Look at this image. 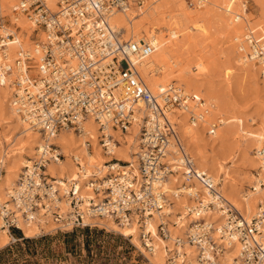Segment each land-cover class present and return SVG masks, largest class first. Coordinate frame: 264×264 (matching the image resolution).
Returning <instances> with one entry per match:
<instances>
[{
    "label": "built area",
    "instance_id": "obj_1",
    "mask_svg": "<svg viewBox=\"0 0 264 264\" xmlns=\"http://www.w3.org/2000/svg\"><path fill=\"white\" fill-rule=\"evenodd\" d=\"M134 2L141 5L144 1ZM55 6L49 8L47 0H16L13 9L41 28L44 38L30 49L19 46L12 62L0 61V85L8 82L11 87L16 113L47 140L43 152L37 153L8 189V201L1 205L3 225L20 229L19 217L32 221L41 213L58 223L56 231H68L101 226L85 221L84 215L108 217L119 225L136 224L140 244L149 251L157 237L172 243V248L163 246L166 264H190L186 252L180 250L184 242L199 249L198 264H220L219 256L233 242L239 245L233 264H264V207L259 206L246 220L226 203L220 180L213 182L210 175L196 169L180 142L176 120L167 114L171 107L189 110L181 85L170 82L154 94L138 75L130 55L144 58L154 49L153 44L124 39V28L111 22L114 13L129 11V0H56ZM2 17L0 60L7 56L9 45L17 42L14 33L5 30L10 20ZM243 39L249 40V51L256 50L264 59L260 39L246 35ZM140 102L144 105L142 114ZM86 117L98 124L107 154L112 136L103 132L104 127L110 124L127 131L133 124L139 125L138 171H133L130 162L110 158L105 162L108 174L84 182L95 196L77 192L74 182L67 188L60 184L56 190L45 172L48 162L65 158L58 144L48 139L62 129L80 133ZM196 118L190 115L191 121ZM207 133L212 135L214 128ZM258 155L264 167V145ZM71 159L82 166L77 157ZM115 161L124 165L119 168ZM3 172L0 166V177ZM176 172L205 189L193 190L185 183L169 188L167 180ZM182 195L188 199L183 212L170 211L174 199ZM59 202L66 205L65 210ZM216 207L229 213L219 226L207 217ZM154 214L155 235L147 229ZM185 214L193 216L188 229L183 235L173 233L169 225L176 226Z\"/></svg>",
    "mask_w": 264,
    "mask_h": 264
},
{
    "label": "bare ground",
    "instance_id": "obj_2",
    "mask_svg": "<svg viewBox=\"0 0 264 264\" xmlns=\"http://www.w3.org/2000/svg\"><path fill=\"white\" fill-rule=\"evenodd\" d=\"M15 1L16 0H0V18L2 16L8 17V19L10 20V25H6L5 30L14 33L15 39L17 41L9 45L7 56L5 58H2L0 61L7 60L8 62H12L15 59L14 56L17 54L19 46L22 48L30 49L37 40L44 38V31L41 30V28L37 27L33 22H31L24 13L20 12L19 10L15 11L13 9ZM131 1H133V3H131ZM143 1L144 2L141 5H137L134 0H129V11L124 13L116 12L111 17L112 24L114 23L116 26L124 28V39H131L137 42L144 40L146 42H150L154 46L152 52L144 58H138L134 55H130L131 61H133L138 75L142 78L143 82L150 88V90L154 94L159 93L160 88H163V86H165L167 83L173 81L179 82L178 85H181V87L183 88L182 93L187 95L186 101L188 103L187 107L189 108V110L184 111L179 108L171 107L169 108L167 114L172 120H176L178 125L177 131L178 129L180 131V133L178 131V136L180 137L179 134H181L180 142L185 150H187L186 147L189 148L191 147V145L194 146L198 144L197 136L198 134H200V132L205 130L204 128L208 124L211 125V127L209 126V128H214V133L212 134V136L214 137L213 141H215L216 138L220 135L218 133L222 130L219 129L220 131H216V124H214L213 118L216 117V115H220L223 118L217 117V119L222 124H228L230 123V121H235V118L225 117L227 115H225L224 110L221 109L216 97L210 92L206 93L203 84L199 82L200 76L204 71L207 70L206 66L208 67L206 63L208 64L209 60H207V57H203L206 56V53L204 55H195L194 57H192L193 61H190L188 58H186V60L188 59V61L183 63L182 60L180 61V59L174 57V51L175 53L177 52L176 46L179 45L180 41L178 42V44L176 42L177 40H179V37L182 35V33H184L186 29L190 30L187 31L188 39L195 38V35H198L199 33L205 35H207L206 33H210L209 30L211 27L207 25L206 22L208 20H211L212 24H208H210L211 26L215 24L216 26L219 25V27L223 30L222 32H226L231 36V39L234 40L233 42H235L238 50L237 51L234 48V51L238 53V56L236 58L237 61L241 62L243 66L249 65L248 62H253L254 66H257L259 68L262 78H264V59L258 57L256 50L251 49L249 51L247 49V46L248 43L250 44V42L247 39H243V35H246L247 38L250 36L256 38L253 30H257V26L252 25L251 27L249 21L246 18L247 16H249V13L247 12L246 1L196 0L200 7L204 6V10L196 11L194 13H187L186 11L174 12L173 9L167 10V5H164L166 8L155 6L153 3L156 0H149L148 2H146V0ZM253 1L256 5H260L261 3L260 0ZM47 2L49 8L51 7L52 10L56 8V0H47ZM185 2L186 0H181V5ZM235 5H238L239 7L235 8ZM177 6H175V9ZM262 13L264 16V6H262ZM213 22L215 24H213ZM187 23L190 24L186 25ZM208 26L210 27L209 30H207ZM37 28L38 30H36ZM33 32H36L35 38L31 39L30 37ZM262 33L263 34L261 35L263 36L264 32ZM194 41L196 42L195 39H193L192 42L196 44ZM29 42L33 43H31L30 45ZM200 45L202 46V44H199V46ZM259 45L264 48V38L259 41ZM196 46L198 45H194V47ZM180 47H184V45H181ZM263 48L262 50H264ZM184 49L182 48V50ZM176 55L178 57V54ZM205 59L207 62H205ZM189 62L193 63L192 65L195 68V71L191 72L192 70L190 68L191 66ZM230 72L231 71L229 69L226 70L227 77L229 76ZM7 83L5 85H0V105H3V107L6 108L11 116L19 123L21 131L24 132L23 134H25V136L21 138L25 140L20 142L21 139L16 136H13L10 140L7 139L8 149H3L0 154V166L4 168V172L0 177L1 220V205L8 201V189L15 185V182L17 181V179H19L20 174L25 170L27 166L30 165L32 160L37 157V153L43 152V146L47 142V140L43 138V134L37 129V127L29 125L27 122L23 121L22 118L16 113L15 107L11 102L12 89L7 85ZM201 94L202 97H204L206 100L203 99V101L201 99ZM139 105H141L139 114H142L144 113V105L141 102L139 103ZM189 113L190 115L192 114L197 118L191 121ZM247 118L248 121L252 120L251 116ZM237 119L241 121L240 118L237 117ZM260 122V125L256 126L255 128L252 127L253 129L251 128V130H249L248 128L243 129L242 126L235 127L238 128V130H235V128L233 129L236 134L239 133L238 135L242 136V138L244 136L250 141L251 146H249L248 144L247 147L251 148L253 145V147L251 149H248V151L255 149V153H253L250 157L251 168L249 169L247 175L248 183H251L252 181V189L248 188V190L244 189L242 191L246 183L242 184L241 186L235 187L231 183H229L227 179L222 182V185L220 183V190L225 198L226 203L231 206L233 210H236L238 213H240L246 220H249L256 214L259 206L264 207V186L260 185L264 184V167L262 166L261 158L258 155V151H260V149L264 145V120ZM103 132L106 135L112 136V140L110 141L111 149L109 151V154H107L102 148L100 142L101 131L98 128V124L91 117H86L82 121L80 133H76L72 129H62L54 137L48 139L53 144H58V147L65 155V158L62 161L55 162L54 160H52L48 162L46 166L45 172L48 179H50L53 183L54 189H59L60 184L64 186L62 188H67L70 183L74 182V185L77 188V192H81L87 196H95L94 193L90 190L91 188L84 185V182H87L89 179H93L94 176L98 178L104 176L105 174H108V167L105 162L112 157L120 161L130 162L133 171L135 173L138 171L136 159L137 155L134 154H138L139 144L138 150L132 151L131 155L126 152L125 148H122L116 144L119 141L122 142L126 140V133L112 127L110 124L104 127ZM137 132L139 133L138 124H133L127 130V133H130L131 135H134V133ZM216 133L218 134V136ZM87 141H89L90 148ZM196 146L195 148H197ZM172 147L174 148H171L172 150H176L174 146ZM193 149H190L192 153ZM35 151L36 156L32 158L31 155ZM199 151L200 150H198V152L196 151L197 154H195L194 156L198 160L199 167H203L205 170H208L207 172H210V175L212 176L211 180L215 182L217 180L215 176L219 173H222L224 167H222V164L219 161L217 162L218 159L216 158L214 159L216 162H214L213 164L210 162H206V159L203 156L202 152ZM24 153H27V156L31 157L32 159L29 161H25V158L23 156ZM74 156L77 157V159H80L79 161L82 163V166H78L72 161L71 157ZM220 159L221 157L219 158V160ZM114 163H116L119 168L121 165H124L117 161H115ZM195 167L199 172L203 171L204 173L208 174L205 170H203V168H201L202 170L198 168L196 164ZM179 170L181 169L179 168ZM250 170H256V173L259 176L254 175V173H252ZM223 174H225V176L227 177L229 175L227 170H225ZM50 177L56 178L55 181H53V178ZM183 183H185V186H192L191 188L193 190L200 189L203 192V190L205 189L196 180L185 181L180 172H176L170 175L166 185H168L169 188H174L178 185H183ZM187 201L188 199L183 195L177 197L176 199H174V203L171 206L170 211H182ZM58 205L62 206L63 210L66 209L65 204L59 202ZM228 214L229 213L224 208L216 207L214 210L207 213V217L215 220L216 225L219 226L223 222H225ZM16 216H20V214H17ZM173 216L174 214H172V217ZM155 218L156 214L153 215L150 226H147V229H149L154 235L156 232ZM84 220L104 224L107 227L118 230L119 232L123 233L124 236H129V239L131 242H133V245H136L137 247H135L138 249L140 248L139 250L141 251V253L148 259L151 264H166L167 253H165V250L162 249L165 244H168L169 248H172V243H169L166 240H161L159 237H157V239L152 242L153 247L149 251L141 246L140 239L137 237V225L134 223H131L129 225H119L108 217L89 218L85 215ZM192 220V215L185 214L183 215V218L178 220L176 226H172L170 224L169 227L173 233L183 235L186 229H188ZM51 221L52 220L49 216H41V213H38L36 219L32 221H25L24 219L19 217L17 224L20 229L22 228L24 235L30 237L34 236L39 231L40 227L48 224L50 225ZM53 224L55 225V227H57L58 225L57 222H54ZM64 225L67 228L70 227L69 223H64ZM176 227L178 229L183 228V231L176 232ZM8 230V227H5V225H3V221H0V247L5 245L7 239L11 237V234ZM12 240H15V238H12ZM162 242H165V244L162 245ZM184 243L185 244H183V247L180 248V250L182 249L184 250V252H186L185 257L187 261L190 264H198V260H200L197 258V256L200 254L199 249L187 244V242ZM238 247V243L233 242L229 247L225 248L223 253L219 256L220 264H233L234 258L238 252ZM163 251L165 254L163 253Z\"/></svg>",
    "mask_w": 264,
    "mask_h": 264
},
{
    "label": "rangeland",
    "instance_id": "obj_3",
    "mask_svg": "<svg viewBox=\"0 0 264 264\" xmlns=\"http://www.w3.org/2000/svg\"><path fill=\"white\" fill-rule=\"evenodd\" d=\"M148 1L149 0H146V2ZM245 1L247 5V12L249 13V16L246 18L251 27L252 25L257 26V30H253V33L257 39L262 40V38H264V35H261L263 34L262 32H264V16L262 13L264 0H260V5H256L253 0ZM131 3H133V1H131ZM153 4L159 7H165L164 5H167V8H165L167 10L173 9L174 12L186 11L187 13H194L196 11L204 10V6L200 7L196 0H186V2L183 3L185 5H181V0H156ZM175 6L179 8L176 7V10ZM234 7L238 8L239 6L235 5ZM5 19H8V17L5 16ZM208 23L212 24V21L208 20L206 22V24L211 27L210 28L208 26L207 28V30L210 28V33H206L208 35L207 36L200 33L199 35L196 32L198 35H195V38H193L196 40V42L194 41L196 44L192 42L193 39L187 38V31L190 30L186 29L176 42L178 44L180 41L179 45H184V47L177 45V52L175 53L174 51V57L180 59V61L182 60L184 63L187 62L188 59L193 61L192 57L195 55H204L206 53V56L203 57H207V60H209L208 64L206 63L209 68L206 66L207 70L205 69L206 71L202 73L199 82L203 84L206 93L210 92L216 97L221 109H223L225 115H227L224 116L228 118L234 117L235 121H230L228 124H222L217 119V117L221 116L216 115V117L213 118L214 120L212 119L214 124H216L215 129L216 131L222 130L219 133L217 132L220 134L219 136L216 133L218 136L216 140L213 141L214 137L211 133H207L209 132V129H211L209 128L211 125L208 124L204 128L205 130L198 134L197 146L191 145V147L186 148L191 156H193L195 164L198 168H200L198 160L194 157L198 150H200L199 152H202L206 162L213 164L216 162L214 159H218L217 162L219 161L224 168L222 173L216 175L215 178L220 180L221 185L222 182L227 179L228 182L235 187L246 183L242 191L244 189L248 190V188L252 189V181L251 183H248L247 175L249 169L251 168L250 157L253 153H255V149L248 151V149H251L253 145L251 148L247 147L248 144L251 146L250 141L244 136L242 138V136L238 135L239 133L236 134L233 129L235 127L242 126L243 129L248 128L251 130L252 127L255 128L260 125V121L264 120V78H262L259 68L254 66L253 62H248L249 65L243 66L241 62L237 61L236 58L238 53L234 51V48L237 50V46L229 34L222 32L223 30L219 27V25L216 26L214 22L213 24L215 25L212 26ZM6 24L8 25V22ZM189 24L190 23H187L186 25ZM35 34L36 32H33L30 38L34 39ZM200 38H203L204 40ZM29 43L31 45L33 42ZM199 44H202V46L200 45V47ZM194 45L198 46L194 47ZM182 48L185 49L182 50ZM180 51L182 55L180 54ZM176 54H178V57ZM186 58L188 59L186 60ZM205 62H207L206 59ZM192 64L193 63L191 62V72L195 71ZM228 69L231 72L227 77L226 70ZM173 82L179 84L177 81ZM200 97L202 100H206L202 97V94ZM249 116L252 117L251 121H248L247 117ZM237 117L240 118L241 121H239ZM235 130H238V128H235ZM20 131L21 128L19 123L11 116L3 105H0V154L3 149H8L7 139L10 140L13 136H16L21 139L20 142L25 140L21 138L25 136V134H23L24 132ZM123 132L127 134L126 140L122 142L119 141L116 144L125 148L126 152L132 155V151L138 150L139 133H134L132 136L130 133L128 134L127 131ZM179 135L181 137V134ZM195 146L197 148H195ZM190 149H193V153ZM23 156L25 161H29L36 156V151L31 155L32 158L28 157L27 153H24ZM220 157L222 162L219 160ZM203 170L205 169L203 168ZM225 170H227L229 174L228 177L223 174ZM205 171L207 172L208 170ZM250 171L254 173V175L259 176L257 175L256 170ZM207 173L210 175V172ZM0 221H2L1 216ZM53 223L54 222L51 221L50 225H42L43 227H40L39 231L34 236H30V238L35 239L32 243H21L19 247H15L14 245L18 241L12 240V237H9L6 244L1 246L0 249L11 245L12 250L0 256V264H151L141 251L131 244L123 233L112 229L111 227H107L104 224L98 223L101 226L95 227V230L76 229L73 231H56ZM175 230L176 232H182L183 228L178 229L176 227ZM9 231L11 232L10 228ZM68 233L71 235L68 236ZM22 235L27 237L23 233ZM161 244L163 245L165 242H162Z\"/></svg>",
    "mask_w": 264,
    "mask_h": 264
},
{
    "label": "trees",
    "instance_id": "obj_4",
    "mask_svg": "<svg viewBox=\"0 0 264 264\" xmlns=\"http://www.w3.org/2000/svg\"><path fill=\"white\" fill-rule=\"evenodd\" d=\"M76 229H84V230H95L96 228L95 227H89V226H84V227H81V228H74L70 231H73V230H76ZM11 232H12V235L15 237V240L18 241L14 246L15 247H19L21 243H24V244H28V243H32L35 241V239L33 238H30V237H24L22 235V231L18 228H15V227H11L10 228ZM69 231V230H68ZM68 236L71 235L70 233L67 234ZM12 250V246L9 245V246H5L3 248L0 249V256H2L3 254L5 253H8Z\"/></svg>",
    "mask_w": 264,
    "mask_h": 264
},
{
    "label": "crops",
    "instance_id": "obj_5",
    "mask_svg": "<svg viewBox=\"0 0 264 264\" xmlns=\"http://www.w3.org/2000/svg\"><path fill=\"white\" fill-rule=\"evenodd\" d=\"M9 231V230H8ZM21 231H22V233L24 234V232H23V230H22V228H21ZM9 233L11 234V237L12 238H15L13 235H12V233L9 231ZM136 246V245H135ZM137 247V246H136ZM140 249V248H139Z\"/></svg>",
    "mask_w": 264,
    "mask_h": 264
}]
</instances>
